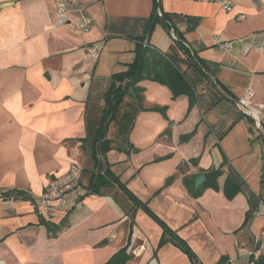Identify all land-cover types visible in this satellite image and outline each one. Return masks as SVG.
Here are the masks:
<instances>
[{
  "label": "crops",
  "instance_id": "obj_1",
  "mask_svg": "<svg viewBox=\"0 0 264 264\" xmlns=\"http://www.w3.org/2000/svg\"><path fill=\"white\" fill-rule=\"evenodd\" d=\"M154 1L0 0V264H191L160 222L200 264L264 255V134L238 105L251 90L264 111V0H159L164 22L144 38ZM139 46L194 96L130 88L98 157L133 197L110 182L45 222L35 202L52 179L77 166L90 189L105 94Z\"/></svg>",
  "mask_w": 264,
  "mask_h": 264
},
{
  "label": "trees",
  "instance_id": "obj_2",
  "mask_svg": "<svg viewBox=\"0 0 264 264\" xmlns=\"http://www.w3.org/2000/svg\"><path fill=\"white\" fill-rule=\"evenodd\" d=\"M159 9V0L154 1V10L152 15L149 19V24L147 26V32L144 38H147L153 32L157 23L164 22L163 18L159 17L158 15ZM138 40L143 39L142 37H138ZM148 55L151 56V50L148 48H143V46H139L137 48V56L135 61L130 65L128 71L117 74L113 76V83L111 87L105 94V108L103 109V115L101 118L100 126L95 132V135L92 139L91 145V157L99 164L98 173L94 174L90 180L89 187L94 194H100L101 188L107 187L110 182L117 184L121 188H123L129 195L132 194L127 190V188L120 182L118 177H115L110 170L102 173L101 161L99 160V155L105 154L110 146L108 145V141L105 139V134L107 132V125L108 121L114 119L121 106L123 105L124 97L126 96L128 90L132 88L134 91L139 90L137 84L144 80L150 79L159 81L171 89L173 93V97L176 98L179 95L187 94L190 96H194L195 92L191 85L188 83L184 75L176 69L170 61L166 60L164 57H160L158 54L156 56L153 55V61L156 62L158 69L155 67H147V59ZM160 57V59H159ZM162 65V68L159 66ZM90 147V146H89ZM171 180V179H170ZM189 186V185H188ZM190 191L194 192V187L189 186ZM232 196V195H229ZM148 213L154 217L156 216L152 214L150 210L145 208ZM253 211H250L247 214V220H249L252 216ZM159 221V220H158ZM160 222V221H159ZM164 226V230L166 233H171L176 240V244L189 256L191 260V264H200L196 254L192 251V249L179 237H176L173 232H171L162 222H160ZM124 254V252L118 254L114 258V262L116 264H126V262H120V257ZM255 252L253 251L250 254L249 263L248 264H264V255L258 256L255 258ZM217 264H238L235 263L230 257L228 256H221Z\"/></svg>",
  "mask_w": 264,
  "mask_h": 264
},
{
  "label": "built area",
  "instance_id": "obj_3",
  "mask_svg": "<svg viewBox=\"0 0 264 264\" xmlns=\"http://www.w3.org/2000/svg\"><path fill=\"white\" fill-rule=\"evenodd\" d=\"M58 10L61 16H64L66 7L62 2H58ZM230 10V8H228ZM159 17H162V12L158 9ZM91 24L89 18H82L79 25L81 29H87ZM173 37L175 35L173 34ZM227 46V45H226ZM252 91L248 90L243 98L239 100V107L248 115H256L250 109ZM259 123V116L254 117ZM92 190L85 187L82 183V171L77 166H72L69 173L60 175L51 180L47 188L35 202V209L40 217L47 223L55 221L59 216L66 214L76 207L82 199L91 194ZM3 194L0 192V199ZM252 254V253H251ZM255 258L258 256L255 253Z\"/></svg>",
  "mask_w": 264,
  "mask_h": 264
},
{
  "label": "rangeland",
  "instance_id": "obj_4",
  "mask_svg": "<svg viewBox=\"0 0 264 264\" xmlns=\"http://www.w3.org/2000/svg\"><path fill=\"white\" fill-rule=\"evenodd\" d=\"M252 112H255V113H258L259 115V123H260V127L259 129H256V132H260V133H263L264 134V111H258L257 108L251 106V109H250ZM257 121L255 119V124L257 125ZM116 128H111V131L112 130H115Z\"/></svg>",
  "mask_w": 264,
  "mask_h": 264
},
{
  "label": "water",
  "instance_id": "obj_5",
  "mask_svg": "<svg viewBox=\"0 0 264 264\" xmlns=\"http://www.w3.org/2000/svg\"><path fill=\"white\" fill-rule=\"evenodd\" d=\"M260 126V125H259ZM205 178L204 176H200L196 181V186L200 185L202 182H204Z\"/></svg>",
  "mask_w": 264,
  "mask_h": 264
}]
</instances>
